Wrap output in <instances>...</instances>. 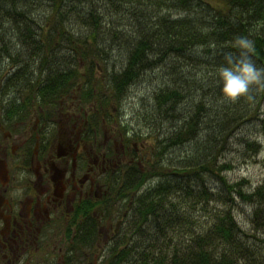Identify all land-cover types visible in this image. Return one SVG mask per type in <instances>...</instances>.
<instances>
[{
  "label": "trees",
  "instance_id": "16d2710c",
  "mask_svg": "<svg viewBox=\"0 0 264 264\" xmlns=\"http://www.w3.org/2000/svg\"><path fill=\"white\" fill-rule=\"evenodd\" d=\"M239 34L264 66V0H0V60L11 67L0 82L3 95L19 93L0 97L4 113H53L74 90L88 122L116 124L111 112L143 73L162 82L142 128L132 122L116 135L130 152L104 199L78 206L66 264L96 250L102 222L125 211L98 264H264V179L251 188L224 175L232 145L261 148L231 138L251 119L264 138L263 90L252 102H222L213 76ZM113 50L124 55L119 66L108 64ZM240 202L250 207L241 219Z\"/></svg>",
  "mask_w": 264,
  "mask_h": 264
},
{
  "label": "flooded vegetation",
  "instance_id": "af4514ba",
  "mask_svg": "<svg viewBox=\"0 0 264 264\" xmlns=\"http://www.w3.org/2000/svg\"><path fill=\"white\" fill-rule=\"evenodd\" d=\"M3 90L0 82V94ZM88 114L0 110V264H66L69 225L77 226L84 218L78 206L104 199L108 178L130 152L122 137L120 159L114 148L109 151L108 140L103 145L96 142L99 131L88 122ZM104 128L105 121L102 137ZM99 148L103 149L97 153ZM126 213L108 216L106 221L115 219L112 235ZM60 217L63 257L49 239Z\"/></svg>",
  "mask_w": 264,
  "mask_h": 264
},
{
  "label": "rangeland",
  "instance_id": "374dc122",
  "mask_svg": "<svg viewBox=\"0 0 264 264\" xmlns=\"http://www.w3.org/2000/svg\"><path fill=\"white\" fill-rule=\"evenodd\" d=\"M121 52H118L117 50H113L110 52L108 55V64L111 66V64H114L116 66L120 65V62L123 60V54L120 55ZM60 56H66V54H60ZM10 62L4 60H0V78L5 79L10 69ZM14 71V67H13ZM37 71V70H36ZM154 73L156 72H149L147 74L143 73V75L138 78L133 84L129 86L127 89L126 95L120 99V112L118 109L117 113L115 110L111 112L113 115L112 117L116 120V124H114V121H107L105 122V128H104V138L102 137V131H103V122L101 121L98 123V126L96 129L99 131L96 137V142L99 144H102L105 142V140H108L107 144L109 145V151L111 148H114L117 154V158H121V145L119 140L115 138V136L118 134L120 131L119 129L123 126L129 127V124L131 125L132 122L133 124L131 125L132 127L138 129V127H141V123L139 120V115L142 111L147 110V101L148 98L150 97L151 89L152 88H157L158 85L162 84V82L159 80L154 79ZM96 75H99L97 72L95 73ZM6 75V76H5ZM40 75V73L37 71L35 75L32 76L37 78ZM3 86V85H2ZM4 88V86H3ZM5 89V88H4ZM4 91V90H3ZM74 90H72V95L70 97H73L71 99L70 97H63L61 104L58 108V110L54 111L53 113H83V109L86 110V105L79 104L77 99H75V96L77 94H73ZM19 95L16 90H13V88L8 87L6 90V94L3 95L0 94L1 98L4 97L5 99L12 98L13 96ZM264 94V90H263ZM19 97V96H18ZM0 98V99H1ZM1 105H0V110H1ZM259 108V114L261 116H264V97H262L260 104L258 106ZM72 116V114H70ZM89 116V114L86 116V118ZM257 120L251 119L246 122L241 123V127H238V130H235V136L231 138V143L237 142V139L240 138L239 136L245 135L250 137L249 139L255 140L260 143L261 148L254 153L253 155L251 154L249 149H245L242 146H239L237 144L232 145L233 147L230 148L228 151L230 153L225 155V157L228 160H231L234 163V166L231 170L227 171L224 173L225 177L229 181H235L240 178H246L249 182L248 185L252 188L253 186L257 185L261 180L264 179V138L261 134H258L259 127L257 126ZM93 124V125H94ZM94 125V126H95ZM114 126V127H112ZM142 128V127H141ZM131 134V133H130ZM128 136V132H127ZM103 138V139H102ZM115 140L117 141L115 143ZM114 141V143H112ZM145 145H149L150 140H142ZM141 141V142H142ZM139 144V142H138ZM103 145V144H102ZM103 148H99L96 150L97 153L102 151ZM141 154V153H140ZM146 186V185H145ZM250 212V207L249 205L244 204L243 202H240L238 204V217L241 219V213L243 216L247 215V213ZM55 221V220H54ZM63 224L64 220L60 217L54 222L53 227L51 228L50 231V242H51V247L55 245L54 252L58 249L61 248V251L59 254L63 257V255L66 253L65 249V242L63 239ZM115 224V219H111L110 221H103L102 222V228L99 233V240H98V245L96 250H92V252L88 256H80V260L78 264H98L99 260L101 259L102 255L104 254L105 250V245L107 242L112 238V229ZM74 236L71 235L70 238ZM68 241V240H67ZM103 249V250H102ZM102 250V251H101ZM57 255H53V258L56 257ZM38 263V262H35ZM76 264V263H72Z\"/></svg>",
  "mask_w": 264,
  "mask_h": 264
},
{
  "label": "clouds",
  "instance_id": "9594fccd",
  "mask_svg": "<svg viewBox=\"0 0 264 264\" xmlns=\"http://www.w3.org/2000/svg\"><path fill=\"white\" fill-rule=\"evenodd\" d=\"M255 44L247 35L233 36L229 50L221 57L213 73L218 100H254V93L264 90V66L254 60Z\"/></svg>",
  "mask_w": 264,
  "mask_h": 264
}]
</instances>
